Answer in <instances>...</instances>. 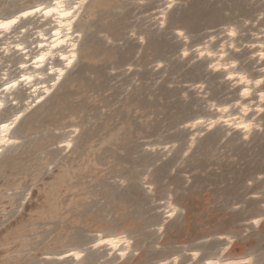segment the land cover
<instances>
[{
	"label": "rangeland",
	"instance_id": "rangeland-1",
	"mask_svg": "<svg viewBox=\"0 0 264 264\" xmlns=\"http://www.w3.org/2000/svg\"><path fill=\"white\" fill-rule=\"evenodd\" d=\"M35 1L13 0L6 12ZM170 5L162 24L163 0H97L83 19L76 61L23 114L18 143L0 157V264H68L57 254L75 247L84 251L80 264L172 256L176 264H201L220 253L264 264V103L261 128L248 138L189 123L214 116L210 103L237 98L238 87L194 55L204 43H224L225 27L236 29L228 52L236 70L262 77L264 89V59L254 54L264 0ZM17 59L2 58L0 69L9 63L14 75ZM14 95L19 102L6 103L0 119L21 107L24 91ZM74 129L63 150L59 142ZM119 232L134 249L124 260L92 248L97 234Z\"/></svg>",
	"mask_w": 264,
	"mask_h": 264
},
{
	"label": "bare ground",
	"instance_id": "bare-ground-1",
	"mask_svg": "<svg viewBox=\"0 0 264 264\" xmlns=\"http://www.w3.org/2000/svg\"><path fill=\"white\" fill-rule=\"evenodd\" d=\"M96 1L64 0L65 5H71L75 9L71 17L60 18L53 14V17H55L53 18L43 16L42 13H34L28 17L21 16L10 30L0 31L1 59L12 54L18 57L14 67L16 70L14 75L9 72V63L4 64L0 69V105H2L0 112L6 103L19 102L18 97L14 95L16 91L21 89L25 93V97L21 101V107L8 117L0 119V125H10L8 129L0 130V140L4 141V143H0V157L5 150L13 148L18 143L19 138L14 134V128L23 114L47 97L76 61L84 29L81 23L90 14ZM11 2L13 0H0V11L3 12L0 14V20L13 18L23 11H31L34 7L48 6L53 3V0H37L27 7H22L13 13H7L6 11ZM171 3L172 0H163V6L157 10L159 24L164 22L165 14ZM27 31L30 32V37L26 41L22 40ZM224 33L226 40L218 48L211 49L210 43H204L195 49L194 55L199 59H207L208 69L213 72H221L226 81L238 87L237 98L228 104L210 103V109L215 111L214 116L195 118L189 123L193 127L192 129L198 126L203 129H210L221 125L228 132L237 131L242 138H248L253 130L261 128V123L256 120L263 111L264 98H262V94H264V89L260 87L263 79L260 76L252 77L248 76L245 71L236 70L237 60L228 55L229 50L235 47L236 29L233 26L225 27ZM53 44H55V47H53ZM256 46L254 54L257 60L260 61L264 59V34L261 42ZM187 50V47L181 49L183 56L186 55ZM41 55L45 57L43 61L37 59ZM1 59L0 66L2 65ZM68 61H71V63L69 64ZM21 65H24V67H21ZM24 76H30L31 79L25 81L22 79ZM15 81H19V83L14 88L5 90L7 84ZM257 81H260V83L257 84ZM252 95L253 98H251ZM251 99H255V102H251ZM242 125L247 127H242ZM74 133L75 129L71 131L68 137L59 142L63 150L70 147L72 134L74 135ZM9 141L11 142L9 143ZM165 209V213L172 214L175 211V207L170 201L167 202ZM91 246L92 248L104 249L105 256H114L116 262L124 260L129 252L134 251L131 237L124 232L99 233L91 242ZM57 255H66L69 261L68 264H80L84 251L75 247ZM77 255L79 258H77ZM191 256L195 258L197 254L193 252ZM52 258L55 259V257ZM177 259V256H172L162 259L156 264H176ZM243 261L246 264H252V258L249 256H236L226 259L220 253L206 259L201 264H224L225 262H229L227 264H238Z\"/></svg>",
	"mask_w": 264,
	"mask_h": 264
},
{
	"label": "snow or ice",
	"instance_id": "snow-or-ice-1",
	"mask_svg": "<svg viewBox=\"0 0 264 264\" xmlns=\"http://www.w3.org/2000/svg\"><path fill=\"white\" fill-rule=\"evenodd\" d=\"M169 6H171V5H169ZM74 11H75V9L71 5H65L64 0H53V3L48 5V6L34 7L31 9V11H23L20 13V15L15 16L13 18L0 20V31L10 30L12 28V26L15 25L19 21L21 16L28 17L29 15H32L34 13H42V15L46 16V17H53V14H55V16H58L60 18H64V17H71ZM53 18H55V17H53ZM70 30L71 29L69 28V31ZM232 34L234 35L235 33H232ZM181 35H182V33H181ZM53 47H55V44H53ZM44 58L45 57L43 55H41L37 59L43 61ZM65 59H67V58H65ZM68 63L70 64L71 61H68ZM21 67H24V65H21ZM62 74L63 73L61 72V75ZM22 79L25 81H28L31 79V77L30 76H24V77H22ZM241 79H243V77H241ZM17 83H19V81H15V82L7 84L5 86V90L14 88ZM256 83L259 84L260 81H257ZM262 98H264V94H262ZM0 107H2V105H0ZM9 127H10L9 124L0 125V130H5V129H8ZM242 127H247V126L242 125ZM10 142L11 141H9V143ZM0 143H4V141L0 140ZM77 258H79L78 255H77Z\"/></svg>",
	"mask_w": 264,
	"mask_h": 264
}]
</instances>
